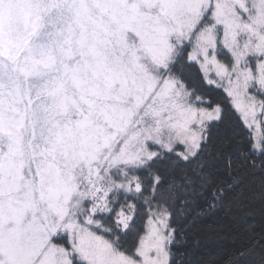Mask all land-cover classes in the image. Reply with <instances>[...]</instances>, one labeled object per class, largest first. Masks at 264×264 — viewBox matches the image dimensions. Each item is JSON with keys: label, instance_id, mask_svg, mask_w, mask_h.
Instances as JSON below:
<instances>
[{"label": "snow or ice", "instance_id": "obj_1", "mask_svg": "<svg viewBox=\"0 0 264 264\" xmlns=\"http://www.w3.org/2000/svg\"><path fill=\"white\" fill-rule=\"evenodd\" d=\"M0 264H264V0H0Z\"/></svg>", "mask_w": 264, "mask_h": 264}]
</instances>
